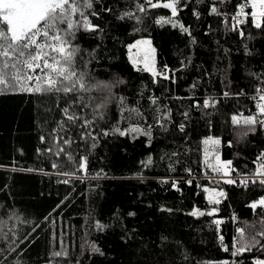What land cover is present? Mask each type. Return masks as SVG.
I'll return each mask as SVG.
<instances>
[{"label": "trees", "instance_id": "obj_1", "mask_svg": "<svg viewBox=\"0 0 264 264\" xmlns=\"http://www.w3.org/2000/svg\"><path fill=\"white\" fill-rule=\"evenodd\" d=\"M248 1L179 0L172 16L147 0H91L82 11L97 28L70 39L84 89L0 90V264L264 261V207H250L264 197L261 180L225 181L220 204L203 189L216 183L205 177V138L220 137L223 160L242 174L264 164V114L252 97L264 93V17L248 7L242 21ZM141 38L156 49L155 75L128 55ZM208 95L217 101L205 107ZM241 114L257 121L233 122Z\"/></svg>", "mask_w": 264, "mask_h": 264}, {"label": "snow or ice", "instance_id": "obj_2", "mask_svg": "<svg viewBox=\"0 0 264 264\" xmlns=\"http://www.w3.org/2000/svg\"><path fill=\"white\" fill-rule=\"evenodd\" d=\"M178 2L179 0H169V2L161 5L152 3V0H147L148 5L152 8L171 9L172 16L177 14L176 4ZM91 7V0H83V4L79 0H0V22H2L0 23V90L7 91L19 87L20 90L26 92L62 91L69 93L76 91L77 87L84 89V74H78L72 67L73 59L79 49L71 46L70 39L74 37L75 30L79 27H83L87 31H94L97 28L96 25L91 24L84 11H82V8ZM244 7L243 4L239 6L238 15L244 14ZM139 8L144 11V5H139ZM251 8L260 9L259 12L252 13L253 17L257 15L264 17V0H251ZM211 11L213 13L217 12L216 7L213 6ZM77 14L80 19L74 21L73 17ZM156 23H172V21L170 18L161 17ZM61 24H66V28L61 29ZM172 26L176 27L177 25L172 23ZM255 27L260 28L261 24L256 23ZM180 28L182 31L188 32V29L183 25H180ZM240 34L243 35L242 32ZM141 43L150 42L137 41V44ZM145 67H148L147 63ZM153 74L155 75V73ZM260 99L264 100V96H261ZM204 104L205 107L209 106L207 100ZM102 106L98 105L97 107ZM259 107L261 113H264V105ZM63 111L69 121L77 119L76 116L69 114L67 108ZM233 122L238 123L236 117H233ZM254 122L252 117L245 120V123ZM85 123L90 122L85 121ZM180 127L183 130V125ZM129 131L140 133L143 130L135 126L130 128ZM120 134L124 135L125 133L121 132ZM144 134L150 135L149 132ZM209 140L211 138L206 139L204 143H209ZM63 142L65 144L70 143L69 140ZM212 142L219 143L218 140ZM261 156L264 158V153ZM148 163H151V158H149ZM230 164L231 161H228L224 167L227 168ZM79 167L81 170H86V157L81 158ZM259 167L264 169V164ZM220 170V167L213 168V171L219 172ZM257 174L264 175V172L258 170ZM65 175L69 174L65 173ZM64 182L67 183V181ZM247 182V180L241 181L244 184H247ZM188 183H191V181ZM227 183H236V181L228 180ZM260 183L264 184V180H261ZM205 191H208V189H205ZM219 195L223 196L224 193ZM215 202L218 203L219 201ZM257 205H264V197L253 202L250 207L256 208ZM193 214L197 213L194 212ZM208 214L211 215L212 213ZM216 223H220V221H216ZM237 231L241 235L244 233L243 228H239ZM260 235L264 236V232H261ZM253 240H255L254 237ZM246 250H248L247 245H242L238 249V251ZM233 254L235 255V253ZM56 255H60V253H56ZM256 264H264V261L258 260Z\"/></svg>", "mask_w": 264, "mask_h": 264}, {"label": "rangeland", "instance_id": "obj_3", "mask_svg": "<svg viewBox=\"0 0 264 264\" xmlns=\"http://www.w3.org/2000/svg\"><path fill=\"white\" fill-rule=\"evenodd\" d=\"M243 5H245L244 7V14H239L240 8L237 12V16H243L246 15V8L251 7V0H249L247 3H244ZM260 9L256 8V9H252V12H259ZM261 16L257 15L254 17L255 20L259 21ZM137 41H149L150 43H141V44H137ZM128 55L130 57V60L134 63V65L137 68H141V69H145V70H149L152 73H157V66H156V49L152 44V41L150 38H141L136 40L135 42H133L132 44L129 45V50H128ZM147 63L148 67H145V64ZM263 104L260 102H257V112L258 114L261 113L260 111V107ZM264 114V113H262ZM249 117H252L254 119V121H257V117L256 116H248V115H239L237 116V120L239 121H244L247 120ZM262 120V118H261ZM208 138H211V140H209V143L205 144L204 141ZM205 138L203 140V161L205 166H207L210 170V172H205V174H210L213 172V168L214 167H224L225 162L222 161L221 158V138L220 137H208ZM218 140L219 143H213L212 141ZM217 158H219V160H217ZM206 169V168H204ZM78 178H86L85 174L79 175ZM259 206V205H257ZM261 206V205H260ZM264 207V205H262ZM217 221H222L221 219H218ZM257 262V261H256Z\"/></svg>", "mask_w": 264, "mask_h": 264}, {"label": "built area", "instance_id": "obj_4", "mask_svg": "<svg viewBox=\"0 0 264 264\" xmlns=\"http://www.w3.org/2000/svg\"><path fill=\"white\" fill-rule=\"evenodd\" d=\"M241 17H242L241 20L244 21L245 15H243ZM261 96H264V93H261L259 96L258 95H252V97L254 99H258L259 102L264 105V100L260 99ZM206 100L209 102V105H213L217 101L213 97V95H208L206 97ZM221 158H222V156H221ZM222 161H224L223 158H222ZM224 162L226 163L228 161H224ZM260 165L257 166L256 170L252 174L240 173V171L238 169H236L232 163L230 165H228L227 168L218 166L221 169L219 172L213 171L212 173L205 175V177H208L211 180H214L216 182L215 184H208V185H205L203 187L206 200L212 204H220V203L224 202L227 199V191L224 188V182L225 181H228V180H234L235 181L236 179H243V178H246V179L247 178H256L259 180H264V175H258L257 174L258 170L260 172H264V169H260V167H259ZM197 176L198 175H196V177ZM205 189H208V191H205ZM220 193H224V195L221 196V195H219ZM215 201H219V202L216 203ZM233 218H235L234 214H233Z\"/></svg>", "mask_w": 264, "mask_h": 264}]
</instances>
